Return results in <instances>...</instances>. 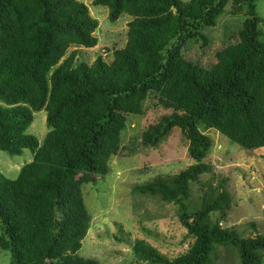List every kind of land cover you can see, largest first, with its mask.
Returning a JSON list of instances; mask_svg holds the SVG:
<instances>
[{"label":"trees","instance_id":"1","mask_svg":"<svg viewBox=\"0 0 264 264\" xmlns=\"http://www.w3.org/2000/svg\"><path fill=\"white\" fill-rule=\"evenodd\" d=\"M229 1L95 0L107 6L112 22L121 14L133 17L127 41L109 64L98 56L90 66L73 67L74 52L61 60L69 45L96 44L97 21L86 6L76 0H0V150L10 156L24 149L32 153L15 179L0 172V250L10 253L9 264H100L77 254L89 224L81 186L108 172L99 157L118 153L127 117L141 114L151 94L170 113L148 127L143 144L154 145L178 127L194 164L134 189L175 203L181 225L195 239L172 259L135 241V260L212 264L214 249L230 246L242 264L264 263V235L243 238L210 221L211 213L228 207L226 191L220 189L200 209L189 211L186 204L189 182L209 169L203 160L211 141L200 125L245 150L264 147L259 0H231L237 4L233 14L242 6L246 16L239 40L216 52L209 68L181 52L216 24ZM41 110L48 131L39 141L28 129ZM248 226L256 228L255 222Z\"/></svg>","mask_w":264,"mask_h":264},{"label":"rangeland","instance_id":"2","mask_svg":"<svg viewBox=\"0 0 264 264\" xmlns=\"http://www.w3.org/2000/svg\"><path fill=\"white\" fill-rule=\"evenodd\" d=\"M76 1L86 6L89 16L97 21L92 33L96 44L89 48L70 44L61 60L74 52L73 67L81 62L90 66L98 56L109 64L113 52L125 46L127 24L133 17L121 14L112 22L106 5L96 4L95 0ZM236 6L230 0L216 24L201 30L203 37L184 45L181 52L187 61L209 68L216 62V52L238 42L246 16L242 6L234 15ZM256 13L264 40V0L257 1ZM169 113L170 110L158 104L156 95L151 94L143 102L141 114L127 117L120 132L118 153L99 157L108 165V172L81 186L89 224L77 252L80 257L95 259L100 264H149L135 260L132 250L135 241H144L167 259L185 253L193 244L195 238L181 225L175 203L162 200L160 194L134 189L156 178L168 180L194 164L188 155V141L178 127L154 145L142 142L148 127ZM45 115L43 110L33 113L28 129L39 141L48 131ZM199 130L211 141L203 160L209 169L188 184L189 211L200 209L223 189L228 194V207L211 213L210 221L220 228L236 230L243 238L264 235V148L245 150L213 128L200 125ZM31 160L32 153L27 149L19 156L0 150V172L15 179L20 167ZM251 222H255V229L248 226ZM210 259L212 264H242L230 246H217ZM9 262L10 253L0 250V264Z\"/></svg>","mask_w":264,"mask_h":264},{"label":"crops","instance_id":"3","mask_svg":"<svg viewBox=\"0 0 264 264\" xmlns=\"http://www.w3.org/2000/svg\"><path fill=\"white\" fill-rule=\"evenodd\" d=\"M262 148H264V147H262ZM262 148H261V149H262Z\"/></svg>","mask_w":264,"mask_h":264}]
</instances>
